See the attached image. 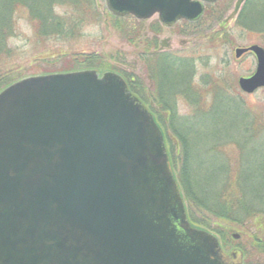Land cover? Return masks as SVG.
Here are the masks:
<instances>
[{"label": "water", "instance_id": "1", "mask_svg": "<svg viewBox=\"0 0 264 264\" xmlns=\"http://www.w3.org/2000/svg\"><path fill=\"white\" fill-rule=\"evenodd\" d=\"M216 0H105L171 26ZM240 76L264 87V48ZM237 237V235L235 236ZM0 264H243L187 218L164 135L116 72L32 75L0 91Z\"/></svg>", "mask_w": 264, "mask_h": 264}, {"label": "rangeland", "instance_id": "2", "mask_svg": "<svg viewBox=\"0 0 264 264\" xmlns=\"http://www.w3.org/2000/svg\"><path fill=\"white\" fill-rule=\"evenodd\" d=\"M86 3L90 5V14L76 8L74 0L55 5L54 13L68 25L48 38L38 37L27 10L19 8L15 13V33L7 40L13 55L4 67L15 77L67 69L118 71L132 80L133 88L164 131L173 171L179 169L182 157L181 138L177 134L187 135L196 143L195 148H203L199 154L212 150L219 138L218 130L222 132L219 142L230 143L226 148L228 157H235L239 149L248 153L251 147L259 149L262 155L264 124L257 131L244 126L241 102L248 117L261 119L264 87L252 93L239 89L238 78L254 72L256 58L249 52L237 58L235 48L253 44L264 48V0H216L208 12L205 7L196 23L181 20L172 26L163 25L157 14L147 19L113 16L105 0ZM74 18L77 24L69 25ZM166 63L172 70L162 69ZM162 71L167 73L162 74L163 79L170 81L165 86ZM213 86L216 89L212 90ZM219 106L224 108L215 109ZM244 136L252 137L247 147L234 143L243 141ZM211 154L200 159L208 160ZM190 210L191 222L217 236L227 252L242 251L243 264H264V253L254 239L256 232L264 239V219L258 226L250 221L228 231V225L210 215L195 207ZM260 225L262 228L257 229Z\"/></svg>", "mask_w": 264, "mask_h": 264}, {"label": "trees", "instance_id": "3", "mask_svg": "<svg viewBox=\"0 0 264 264\" xmlns=\"http://www.w3.org/2000/svg\"><path fill=\"white\" fill-rule=\"evenodd\" d=\"M70 1L73 0H0V91L10 83L23 78L12 76L11 71L3 65L13 55L12 50L8 47L7 40L15 33V13L19 8L26 9L28 20L33 24L38 37L48 38L50 35L61 33L65 29V25H68L66 20L54 13V6ZM74 2H76V8L80 7L84 12L91 13V9L87 8L90 5L86 3V0H74ZM210 5H207V12L210 10ZM76 21L74 18V21L72 20L69 25L77 24ZM167 63L169 64V62ZM166 64L162 66V69L172 70V67ZM162 74L167 73L166 71L161 72L162 85L165 86L170 81L167 82L163 79ZM125 79L129 88L137 93L131 83L132 80ZM214 87L216 86H213L212 90L216 89ZM233 99L237 98L234 97ZM230 101L233 102V100ZM241 105L243 107L244 126H252L253 130L257 131V128L264 124V117L251 119L246 113L243 102H241ZM220 108H224V106L215 109L220 110ZM214 111L216 113V110ZM221 133L217 130L219 138L215 139L212 150L210 149L208 152L209 147H206L207 154L213 153L208 156V160L207 158L200 159V157L207 155L206 152L198 153L203 148H195L196 143L190 141L187 135L177 134L181 138L182 157L180 158V166H177V169H179L173 171V173L183 200L189 207V209L187 208L188 218L191 221L190 208L195 207L198 211L210 215L226 226L228 225L226 228L228 231L234 225H244L250 223V221H254V225L258 226L259 222L264 219V149H262V155L259 149L255 147H251L252 150L248 153H244L239 149V153L230 158L226 154V148L230 143L219 142ZM244 137L243 141L240 140L234 143L243 148L247 147L252 137ZM262 226L260 225L257 229H261ZM254 237L255 244L264 253V239L261 238L259 232H256Z\"/></svg>", "mask_w": 264, "mask_h": 264}]
</instances>
